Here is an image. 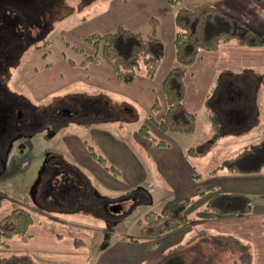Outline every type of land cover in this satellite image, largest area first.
<instances>
[{
	"label": "rangeland",
	"instance_id": "1",
	"mask_svg": "<svg viewBox=\"0 0 264 264\" xmlns=\"http://www.w3.org/2000/svg\"><path fill=\"white\" fill-rule=\"evenodd\" d=\"M39 1H0V13L7 6L19 16L20 13L23 16L33 13L36 32L35 35L8 33L9 27H16L19 22L0 16V54L4 58L11 57L0 59V85L4 81L2 86L16 93L12 97L15 102L22 103L24 97L31 102L23 109L19 124H13L19 115L15 106L7 111L0 109V141L12 136L15 129L24 128L30 131L28 137L31 138H27L32 143H16L0 177L4 207L17 202L16 206L29 208L33 201L29 192L31 184L39 176H45L46 160L54 159L68 170L73 169L72 165L81 164L89 174L86 183L94 190L91 196L97 197L101 206L98 209L83 204L68 211L64 209L68 207L63 199L60 203H64V208L50 210V213L82 225L85 231L91 230L99 237L98 244L123 237L127 242L142 241L145 237H140L139 233L143 222L139 220L149 211L167 214L175 203L186 197L191 198L187 213L193 216L215 193L222 175L236 177L235 191L247 192L254 204H264V167L256 173L219 168L223 159L263 136V87L255 95L239 92L237 102L242 104L243 114L237 121L222 124L226 131L220 135H214L211 104L200 109L196 127L191 132L165 131L157 124L166 107L162 82L176 65L171 61L177 30L175 15L192 0H47L45 5L56 13L48 21L50 28L46 33L43 31L44 34H38L37 31L42 30L36 28L39 22L36 15L42 8ZM119 25L145 35L155 33L162 39L164 56L153 76H148L141 65L134 79L127 81L118 77L103 59L88 65L80 63L86 54L95 51L101 54L103 41L100 40L99 45L93 42L90 39L93 33L114 31ZM170 30L174 31V37L170 36ZM172 47L173 51L166 53ZM11 60L18 64L12 65ZM213 86L209 92L212 100L218 93L217 81ZM207 100L206 97L205 102ZM59 101L64 102L68 110L67 123L53 129L40 120L39 112L41 109L49 111ZM220 101L225 104L223 111L229 118L235 105H226L225 98L220 97ZM254 101L260 110V124H254ZM156 102L159 108L154 106ZM31 111L38 114L37 124ZM13 136L12 143L18 138ZM91 150L103 154L107 164L115 169L98 177L93 174L90 171V159H94ZM23 161L26 163L21 166ZM76 182L79 187L85 185L78 174ZM141 187H147L149 193ZM35 214L42 217L38 212ZM100 228H109L111 232H101ZM183 244L185 248L189 242L185 240ZM205 245H188L187 250L177 254L179 263L219 264L224 261L220 252L211 251L209 255L203 251Z\"/></svg>",
	"mask_w": 264,
	"mask_h": 264
},
{
	"label": "crops",
	"instance_id": "2",
	"mask_svg": "<svg viewBox=\"0 0 264 264\" xmlns=\"http://www.w3.org/2000/svg\"><path fill=\"white\" fill-rule=\"evenodd\" d=\"M187 3H190L187 6L190 8L216 5L226 13L244 21L253 31L264 33V0H192ZM171 35L174 37L173 30H170ZM172 51L173 47L166 53ZM171 61L172 64H177L175 51ZM183 68L185 70L184 103L187 109L196 112L198 118V112L205 105V98H208L209 92L214 89L213 82L217 81L218 93L213 101L221 111L222 120L224 124L229 123L230 120L237 121L238 117L243 114L242 104L237 102L240 90L243 88L245 93L255 95L259 88H264V45L250 46L232 41L222 44L216 50L201 51L191 65ZM220 97L225 98L226 105H235L229 118L224 114L225 104H220ZM217 98H219L218 101L215 100ZM258 114L259 117H257ZM261 122L258 103L254 101V124ZM263 137L264 134L259 139ZM26 142L32 144L29 140ZM182 148L183 146L180 147ZM102 156L106 161L107 158L103 154ZM92 158L96 161L90 159V171L97 177L100 174H108L109 169L106 168L105 162L94 156ZM23 163L26 161H23L21 166L24 165ZM72 167L73 169L67 170L64 176L65 188L49 192L47 204L36 203L33 198L28 208L33 214V222L29 227V238L26 240L11 239L9 246L0 249L2 253H29L34 258V264H169L172 259L178 257V253L187 250L188 245L206 244L203 251L208 254L211 251L220 252L224 255V261L219 264H246L239 260L238 253L231 246L219 244L210 236L212 233H230L252 245L253 261L247 264H264V204L253 203L252 211L245 215L217 217L208 215L203 207L193 216L190 215L193 221L158 237H145L140 242H127L126 237L117 241L114 238L110 242L98 244L99 237L91 230L85 231L82 225L50 213V210L64 208V203H60L63 199L68 207L64 209L68 211H73L75 207H81L83 204L97 206L98 209L101 206L97 201L98 198L91 196L94 192L92 185L86 183V179H89L88 171L81 164L72 165ZM77 174L82 183H85L84 186L79 187L75 184ZM234 178L236 177L222 175L220 178L222 182H219L215 192L235 191L236 179ZM146 188L141 187L145 193H149ZM16 203L7 207L3 205L0 209V217L16 207ZM35 212L42 217H38ZM100 229L104 233L111 232L109 228ZM185 240L189 244L182 248Z\"/></svg>",
	"mask_w": 264,
	"mask_h": 264
},
{
	"label": "trees",
	"instance_id": "3",
	"mask_svg": "<svg viewBox=\"0 0 264 264\" xmlns=\"http://www.w3.org/2000/svg\"><path fill=\"white\" fill-rule=\"evenodd\" d=\"M261 1V0H256ZM155 24V21H153ZM177 30L174 37L175 58L177 64L166 74L162 82L166 107L162 112L158 126L165 131L191 132L197 124V113L187 109L185 98L184 66L191 65L201 51L216 50L222 44L235 41L250 46L264 45V33L253 31L244 21L226 13L216 5H206L200 8L180 7L175 15ZM90 39L97 45L103 41L101 54L95 51L86 54L81 60L82 65L105 60L115 70L118 77L131 81L136 76L141 65L146 74L153 76L164 56V43L155 33L145 35L140 31L119 25L114 31L93 33ZM219 100V98L215 99ZM210 101V103H209ZM205 104L212 105L210 118L214 135H220L224 129L221 111L216 103L208 97ZM160 104L156 102L154 106ZM145 131V128H142ZM163 142V141H162ZM92 147V146H91ZM98 160L105 162L102 155L90 151ZM264 167V137L251 143L248 147L221 161L219 168L232 172L256 173ZM5 197L0 194V209ZM191 198L175 203L167 214L149 211L145 214L140 227V237H158L193 221L187 209ZM253 200L241 191H217L211 195L204 205V210L211 217L226 215H245L252 211ZM33 222L32 212L24 206H16L9 213L0 217V249L9 246L13 238L28 239L29 227ZM210 236L223 245H229L238 253L239 260L244 263L253 261L252 245L240 237L230 233H212ZM0 264H34V258L29 253L0 251ZM169 264H180L175 257Z\"/></svg>",
	"mask_w": 264,
	"mask_h": 264
},
{
	"label": "flooded vegetation",
	"instance_id": "4",
	"mask_svg": "<svg viewBox=\"0 0 264 264\" xmlns=\"http://www.w3.org/2000/svg\"><path fill=\"white\" fill-rule=\"evenodd\" d=\"M0 1H11V0H0ZM22 1V0H21ZM39 1V0H38ZM49 2L51 0H48ZM87 2L89 0H86ZM47 2V0H46ZM46 2L39 1L40 5L42 8L38 11V14L36 15L38 17V24L36 28L41 29L42 31H37V33L44 34L48 31L50 28V25H48V21L55 16V9L49 10L48 7L45 5ZM61 3H59V6ZM30 11V10H29ZM57 11V10H56ZM16 10L14 9H9V6L5 8V10L0 13L1 15L8 16V18L11 20H17L18 25L16 27H9L8 33H19L22 34L24 32L30 33L32 35H35L36 32L34 33V22L32 20L33 13H30L29 15L23 16L20 13L17 15L15 13ZM19 18H22V20L25 19V21H20L18 20ZM47 21V24L44 22ZM24 26V27H22ZM30 26V27H29ZM42 26V28H40ZM44 26V27H43ZM14 30V31H13ZM12 31V32H11ZM33 31V32H32ZM44 31V33H42ZM2 49V47H1ZM6 59H10L11 57H5ZM2 54H0V59L4 60L5 59ZM14 60V59H13ZM12 61V65L16 66L18 64V61ZM5 63V62H4ZM4 83V81H3ZM2 83V85H3ZM3 87L1 90L0 89V109L3 110H9L12 106L17 109V118H15L14 122L19 124L21 122V119L23 117V109L27 108V105L30 104V100L26 97L23 98V102H15L12 97L16 95V93L13 90H8L7 86H2ZM9 87V86H8ZM15 87V86H14ZM240 92H245L244 89L242 88ZM6 104V106H3V104ZM64 102L59 101L57 103H54V107L52 106V109H49V111H43L41 109V112H39V115L41 116V121L45 125H50L51 127L57 128L58 126L63 127L66 122V115L68 113L67 108L63 105ZM29 108V107H28ZM37 112V111H36ZM32 119L36 123L38 120V114H35V111H31ZM37 124V123H36ZM59 129V128H58ZM15 133L13 135H17V139L15 140L14 143H12V139H14L12 136L8 135L0 141V177L3 176L6 166L11 158V153L16 145V143L19 142H26L28 138H31V136L28 137V134L30 135V131H26L24 128L22 129H15ZM26 132V133H25ZM28 137V138H27ZM67 168L62 165L58 160H53V161H47L43 165V174L45 176H39L38 179L31 184L29 188V192L31 194V198L35 199L36 203L45 205L48 203L49 199L47 194L51 192L52 190L58 191L57 189L65 187L66 184H64V176H66ZM55 179V180H54Z\"/></svg>",
	"mask_w": 264,
	"mask_h": 264
}]
</instances>
